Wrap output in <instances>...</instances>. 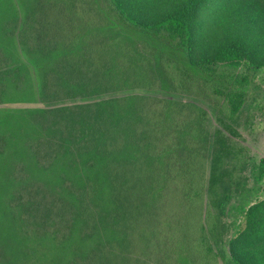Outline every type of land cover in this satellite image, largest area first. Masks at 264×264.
Returning a JSON list of instances; mask_svg holds the SVG:
<instances>
[{"label": "trees", "instance_id": "16d2710c", "mask_svg": "<svg viewBox=\"0 0 264 264\" xmlns=\"http://www.w3.org/2000/svg\"><path fill=\"white\" fill-rule=\"evenodd\" d=\"M19 2L0 0V105L163 88L228 127L255 98L264 0ZM208 121L142 94L1 108L0 264H264V199L236 208L243 167Z\"/></svg>", "mask_w": 264, "mask_h": 264}, {"label": "rangeland", "instance_id": "374dc122", "mask_svg": "<svg viewBox=\"0 0 264 264\" xmlns=\"http://www.w3.org/2000/svg\"><path fill=\"white\" fill-rule=\"evenodd\" d=\"M14 2L17 6L18 15L20 19L23 20V7L20 4L19 0H14ZM23 59L26 61L25 57ZM255 83L257 85V89L255 88L256 94L254 100H249V103L237 116H235L233 123L230 122L231 126L228 127L225 126L226 120L223 121V117L218 112V109L204 99L194 95L173 93L163 88L120 91L92 98H75L60 102H48L38 99L35 103L27 105H0V112L1 108L3 107L52 108L64 105L87 103L112 97L124 96L128 94H142L159 98L196 103L198 106L204 108L208 112V128L211 132L212 137L214 138L215 134L220 132L224 137V141L227 143L232 154H237L240 164L243 167L241 173L238 172L237 175L241 178V180L247 181V184H245L244 189L241 191V197L239 201H233L236 208L238 209V206L241 203H244V201H246L248 197H252L253 199L258 200L264 199V182L258 183L256 181V171L254 170V165L258 163V161L262 157H264V69H262V71L260 72ZM232 129H235L238 134L234 133ZM237 209L232 211L228 217L229 222L234 225L232 227L231 234H234V231L236 229L238 230L243 227L245 223L244 216L241 215Z\"/></svg>", "mask_w": 264, "mask_h": 264}, {"label": "crops", "instance_id": "0c3cea01", "mask_svg": "<svg viewBox=\"0 0 264 264\" xmlns=\"http://www.w3.org/2000/svg\"><path fill=\"white\" fill-rule=\"evenodd\" d=\"M263 158V157H262Z\"/></svg>", "mask_w": 264, "mask_h": 264}]
</instances>
